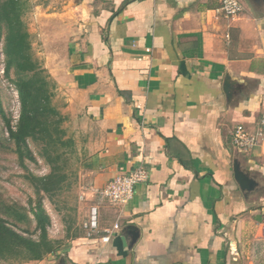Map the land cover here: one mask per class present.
Segmentation results:
<instances>
[{
    "label": "crops",
    "instance_id": "obj_1",
    "mask_svg": "<svg viewBox=\"0 0 264 264\" xmlns=\"http://www.w3.org/2000/svg\"><path fill=\"white\" fill-rule=\"evenodd\" d=\"M241 1L231 16L222 0L42 3L37 55L56 84L88 209L85 235L26 263L249 264L264 255V138L248 152L233 141L239 124L255 132L264 114V0ZM139 166L148 179L127 203L99 194ZM93 206L99 228L88 235Z\"/></svg>",
    "mask_w": 264,
    "mask_h": 264
},
{
    "label": "trees",
    "instance_id": "obj_2",
    "mask_svg": "<svg viewBox=\"0 0 264 264\" xmlns=\"http://www.w3.org/2000/svg\"><path fill=\"white\" fill-rule=\"evenodd\" d=\"M30 6V0H0V30L5 27V73L10 76L11 70L16 69L18 78L13 82L21 103L20 117L15 127L4 113L9 138L15 142L22 165L26 166V158L35 160L29 145V139H32L43 143L42 154L52 167L51 172L43 176L32 172L27 174V179L39 196L36 205L32 200L30 205L37 221L38 238L25 234L29 233L28 229L20 231L16 224L0 217V259L13 258L23 263L41 260L63 246L64 240L49 236L51 219L44 207L42 194L54 196L68 180L64 166L59 164L62 155H54L50 148L74 145L66 137L62 126L64 118L53 102L56 84L33 56L31 34L24 19ZM10 210L20 219L26 218V214L16 208L11 206Z\"/></svg>",
    "mask_w": 264,
    "mask_h": 264
},
{
    "label": "rangeland",
    "instance_id": "obj_3",
    "mask_svg": "<svg viewBox=\"0 0 264 264\" xmlns=\"http://www.w3.org/2000/svg\"><path fill=\"white\" fill-rule=\"evenodd\" d=\"M56 1V2H52ZM53 4V7H63L67 0H30V9L26 12L24 19L31 34L33 56L47 70L37 53L43 45L40 39L38 28L41 24L42 3ZM57 5V6H56ZM60 6V7H59ZM51 24L48 26L50 27ZM5 27L0 30V217L7 219L10 223L17 225L18 230L28 229L25 233L33 238H38L39 231H36L37 221L33 211L30 209L31 200L35 206L38 201V194L27 174L30 172L37 176H43L51 172L52 167L43 156V143L29 139V145L35 157L26 158V166L21 164L16 151L15 142L10 140L6 127L5 115L9 118L12 126L18 123L21 103L18 90L13 80L18 78L16 69H12L10 76L5 73L6 56L4 53ZM48 72V70H47ZM49 73V72H48ZM4 111V112H3ZM72 146L51 147V152L61 154L60 165L64 166V171L68 174V180L64 187L58 190L54 196L42 194V200L47 213L50 216L51 224L48 228L49 236L55 239L64 240L67 244L73 237L85 235L82 222L87 219L88 206L85 200H81V186L84 178L81 174V160L77 157ZM16 208L26 218L20 219L10 207ZM86 207V208H85ZM249 264H264L263 253L252 256ZM0 264H30L23 263L16 259H0Z\"/></svg>",
    "mask_w": 264,
    "mask_h": 264
},
{
    "label": "built area",
    "instance_id": "obj_4",
    "mask_svg": "<svg viewBox=\"0 0 264 264\" xmlns=\"http://www.w3.org/2000/svg\"><path fill=\"white\" fill-rule=\"evenodd\" d=\"M220 9L227 16L236 15L242 12L243 3L241 0H222ZM259 126L255 132L249 131L244 124H239L233 133L234 144L244 151L253 150L264 138V114L259 120ZM148 179V171L144 166H139L128 173L116 175L106 186L99 190L103 198L118 204H125L131 200L135 193V187L138 183ZM88 230V235L96 232L98 224V207L93 206L90 212V220L84 224ZM115 229L119 224L114 225ZM108 234L103 236V241H109L113 230H107Z\"/></svg>",
    "mask_w": 264,
    "mask_h": 264
},
{
    "label": "water",
    "instance_id": "obj_5",
    "mask_svg": "<svg viewBox=\"0 0 264 264\" xmlns=\"http://www.w3.org/2000/svg\"><path fill=\"white\" fill-rule=\"evenodd\" d=\"M236 179L240 183L242 189H249L251 181L245 176L243 172L239 170V167L236 168Z\"/></svg>",
    "mask_w": 264,
    "mask_h": 264
}]
</instances>
